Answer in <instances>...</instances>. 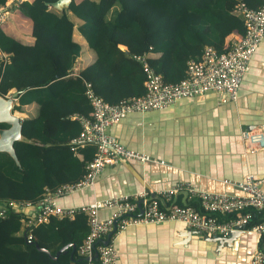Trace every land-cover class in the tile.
Masks as SVG:
<instances>
[{
  "label": "trees",
  "instance_id": "obj_1",
  "mask_svg": "<svg viewBox=\"0 0 264 264\" xmlns=\"http://www.w3.org/2000/svg\"><path fill=\"white\" fill-rule=\"evenodd\" d=\"M55 1L23 0L17 5L32 22L33 45L26 53L22 52L25 45L0 25V52L9 55L0 62V94L18 90L19 104L14 110L39 104L37 115L22 120L23 139L14 143L21 166L8 152L0 151V202L37 204L48 190L84 177L96 146L88 144L75 151L71 140L82 129L73 115L88 116L92 111L87 82L111 103L143 95L146 74L136 56L144 54L166 82L180 81L188 62L200 59L206 46L226 52L233 39L245 35L244 20L236 10L239 2L251 8H259L264 2L71 0L56 9L51 6ZM6 2L0 0V4ZM77 33L84 43L76 39ZM234 35L237 37L232 39ZM86 51L93 54L91 61L71 75ZM7 127L0 123V128ZM188 204L200 208L197 200ZM247 211L252 212L249 225L264 222V209L242 213ZM238 214L219 216L231 219ZM28 217L25 212L0 215V264H86L78 252L89 231L86 214L78 213L72 219L51 216L33 227L32 242L25 235L23 220ZM37 244L52 255L68 247L53 259Z\"/></svg>",
  "mask_w": 264,
  "mask_h": 264
},
{
  "label": "crops",
  "instance_id": "obj_2",
  "mask_svg": "<svg viewBox=\"0 0 264 264\" xmlns=\"http://www.w3.org/2000/svg\"><path fill=\"white\" fill-rule=\"evenodd\" d=\"M17 5L10 6L2 29L21 41L25 45L22 52L26 53L33 45L32 22ZM76 39L84 43L79 33ZM8 57L0 52V62ZM92 57L86 51L71 75H76ZM15 92L18 90L12 88L5 96L13 97ZM17 95L14 106L19 104ZM38 111L37 102L24 105L22 110L13 108L21 121ZM255 127L264 128V40L251 59L236 102L222 101L220 94L207 92L182 98L165 109L131 113L111 127L110 132L123 144L164 164L119 160L105 167L93 186L60 196L57 202L77 206L95 199L145 192L166 204L163 192L181 181H189L201 190L239 195L241 191L226 179L243 180L249 172L264 178V149L246 151L241 137L243 129ZM174 200L188 202L183 193ZM100 214L105 218L109 211ZM212 237L182 222L166 221L131 225L114 242L119 264H248L251 254L264 248L261 235L252 231L241 232L231 243H218Z\"/></svg>",
  "mask_w": 264,
  "mask_h": 264
},
{
  "label": "built area",
  "instance_id": "obj_3",
  "mask_svg": "<svg viewBox=\"0 0 264 264\" xmlns=\"http://www.w3.org/2000/svg\"><path fill=\"white\" fill-rule=\"evenodd\" d=\"M21 1L23 0H7L6 4H0V25L6 23L10 6ZM236 10L244 20L245 35L233 39L226 52L220 53L213 46H206L200 59L188 62L186 75L180 81L166 82L163 75L150 65L148 54H144L136 56L142 62L146 74L143 95L111 103L97 95L92 84L87 82L86 94L92 111L88 116H76L82 129L71 140L75 151L88 144L96 146V153L87 163L84 177L75 182L63 183L53 191L48 190L37 204L29 201H2L0 215L5 216L8 211L27 213L25 209H31L29 217L23 222L26 240L32 242L33 227L49 221L51 216L72 219L78 213L86 214L89 231L78 248L79 254L86 259V264H119V251L114 240L131 225L179 221L213 236H227L232 230L263 234L264 222L249 225L252 212L242 213L251 208L264 209V178L253 172L247 173L243 180H225L241 191L239 195L201 190L189 181H181L163 192L166 204L157 198L148 197L145 192L95 199L77 206H63L57 202L60 196L93 186L98 174L119 160L165 163L126 146L110 132L114 124L129 114L165 109L182 98L207 92L220 94L222 101L238 100L243 78L250 71L251 59L264 40V2L259 8H251L246 3L239 2ZM241 137L246 151L259 152L264 149V128L243 129ZM179 193L186 195L188 202L199 201L200 208L188 202L178 204L174 197ZM102 210L109 211V215L102 218ZM235 212L239 213L238 216L231 219H221L219 216ZM110 233V241L105 243ZM248 264H264V249L257 248L251 254Z\"/></svg>",
  "mask_w": 264,
  "mask_h": 264
},
{
  "label": "water",
  "instance_id": "obj_4",
  "mask_svg": "<svg viewBox=\"0 0 264 264\" xmlns=\"http://www.w3.org/2000/svg\"><path fill=\"white\" fill-rule=\"evenodd\" d=\"M70 2L71 0H57L51 3V6L56 9H61L64 6L69 5ZM18 93L19 92H15L13 97H6L5 95L0 94V123H5L8 125L7 128H0V151L8 152L14 158L16 163L21 166L14 147L15 141L23 139L22 121L18 115L13 113V100ZM141 203L142 200L139 202L140 210L142 212ZM25 211L30 213L32 210L25 209ZM240 233L241 232L238 230H232L227 236H215L211 239L217 241L218 243H231ZM111 235L112 233L109 234L108 238L105 240V243H109ZM36 246L41 251L49 253L53 259H57L60 254L68 247V245H66L59 249L55 255H52L46 248L40 247L38 244ZM72 246L75 249V245L73 244Z\"/></svg>",
  "mask_w": 264,
  "mask_h": 264
},
{
  "label": "bare ground",
  "instance_id": "obj_5",
  "mask_svg": "<svg viewBox=\"0 0 264 264\" xmlns=\"http://www.w3.org/2000/svg\"><path fill=\"white\" fill-rule=\"evenodd\" d=\"M16 114V113H15ZM17 115V114H16Z\"/></svg>",
  "mask_w": 264,
  "mask_h": 264
}]
</instances>
